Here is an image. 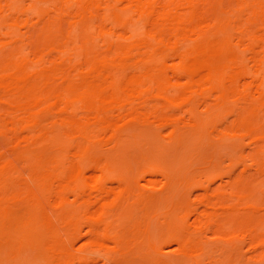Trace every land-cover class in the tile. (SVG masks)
Listing matches in <instances>:
<instances>
[{"label": "bare ground", "instance_id": "obj_1", "mask_svg": "<svg viewBox=\"0 0 264 264\" xmlns=\"http://www.w3.org/2000/svg\"><path fill=\"white\" fill-rule=\"evenodd\" d=\"M0 264H264V0H0Z\"/></svg>", "mask_w": 264, "mask_h": 264}, {"label": "rangeland", "instance_id": "obj_2", "mask_svg": "<svg viewBox=\"0 0 264 264\" xmlns=\"http://www.w3.org/2000/svg\"><path fill=\"white\" fill-rule=\"evenodd\" d=\"M239 145H242V142H240ZM245 145H246V149H248L249 147H247V146H248L249 144H248L247 141H246V144H245ZM242 146H243V145H242ZM251 147H252V145H251ZM252 148H253V147H252ZM252 148H251V149H252ZM248 150H250V148H249ZM138 166H142V167L144 166V165H143V161H142L141 159L138 161ZM198 189H199V188H198ZM200 189H201V188H200ZM201 191H202V189H201ZM197 200H198V198H197ZM197 200L194 199L193 203H194V202H195V204L198 203L199 201L196 202ZM174 245H175L176 247L178 246V245L175 243V244H173V245H171V246H167V247H165L164 255L168 253V254H167L168 257L172 256V254H173V253H172V250H173L174 248H175V250H173V251H175V252H174L173 255H175L177 249H176V247H175ZM172 246H173V249L170 250ZM168 248H170V249L168 250ZM245 248H246V247H245ZM247 249H248V248H247ZM247 249H246V251H247L248 253H250L251 251L249 252V249H248V250H247ZM166 251H167V253H166Z\"/></svg>", "mask_w": 264, "mask_h": 264}]
</instances>
